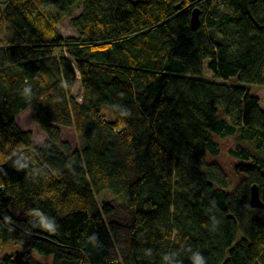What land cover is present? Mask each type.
<instances>
[{
    "label": "trees",
    "instance_id": "obj_1",
    "mask_svg": "<svg viewBox=\"0 0 264 264\" xmlns=\"http://www.w3.org/2000/svg\"><path fill=\"white\" fill-rule=\"evenodd\" d=\"M246 86L264 90V0L0 1V264H264V111ZM28 108L40 146L16 124ZM228 138L230 174L213 160Z\"/></svg>",
    "mask_w": 264,
    "mask_h": 264
},
{
    "label": "rangeland",
    "instance_id": "obj_2",
    "mask_svg": "<svg viewBox=\"0 0 264 264\" xmlns=\"http://www.w3.org/2000/svg\"><path fill=\"white\" fill-rule=\"evenodd\" d=\"M0 1H3V0H0ZM219 7L222 10L224 9V6L219 5ZM80 13H81V8H78L74 12V16H77ZM57 28L63 37H75L76 36L75 32L73 31V29L70 26V22L68 19H65L61 23H59ZM204 71H205V79L206 80L212 81V82H217V83H224L222 81L213 79L211 73L207 70V63L204 66ZM246 88L248 89L249 93L252 96H254L258 99L260 108L264 111V90L253 87V86H246ZM75 95L78 97V100L80 101V92H78L77 87L75 90ZM106 112H107V110H106ZM31 116H32L31 111H25V112L21 113V115H19V117L17 118V122H18L20 129L24 130L25 132L31 133L35 145L40 146L46 140V137L42 133L40 128L32 121ZM60 133H61L62 140L67 142L73 150L75 149L76 145H78V144H81L83 146V139L81 138V136H79V135L76 136L72 131L65 130V129H60ZM218 143L220 145V155L218 158L213 159V160L215 162H217L221 166V168L224 169V171L226 173L230 174L232 171L233 160L229 157L228 151L230 149L234 148V146H235L234 141L232 139H229V138L228 139H218ZM233 182H234V180H232V183ZM109 197H112V195L106 191H103L98 196V202L100 203ZM10 211L14 215L17 216L18 209L15 208L14 205L10 206ZM21 250L22 249L20 247L11 248L10 246H7L4 249V252H6V253H8V252L10 253L12 251L19 252ZM35 256L42 262H48V261L50 262L51 261L50 257H42L36 253H35Z\"/></svg>",
    "mask_w": 264,
    "mask_h": 264
},
{
    "label": "clouds",
    "instance_id": "obj_3",
    "mask_svg": "<svg viewBox=\"0 0 264 264\" xmlns=\"http://www.w3.org/2000/svg\"><path fill=\"white\" fill-rule=\"evenodd\" d=\"M31 89L30 88H25L24 89V93L25 94H30ZM131 115V112L129 109H127L124 113L123 116L124 117H129ZM34 217H35V221H34V227H39L44 231L50 232V233H54L56 232L58 225L56 223V221L45 215L43 212H40L38 210H34ZM90 240H95L96 237L93 235L92 237L89 238ZM191 261L192 264H206V260L205 258H202L199 252H196V254H194L193 257H191Z\"/></svg>",
    "mask_w": 264,
    "mask_h": 264
},
{
    "label": "water",
    "instance_id": "obj_4",
    "mask_svg": "<svg viewBox=\"0 0 264 264\" xmlns=\"http://www.w3.org/2000/svg\"><path fill=\"white\" fill-rule=\"evenodd\" d=\"M201 26L200 13L197 9H194L191 14V27L194 31H197ZM249 204L252 209H263L264 204L260 200L257 187L254 185L251 188Z\"/></svg>",
    "mask_w": 264,
    "mask_h": 264
},
{
    "label": "crops",
    "instance_id": "obj_5",
    "mask_svg": "<svg viewBox=\"0 0 264 264\" xmlns=\"http://www.w3.org/2000/svg\"><path fill=\"white\" fill-rule=\"evenodd\" d=\"M26 111H31V108H28ZM20 115H21V114H20ZM18 117H19V116H17L16 119H15L17 125H18V122H17V118H18ZM18 127H19V125H18ZM19 128H20V127H19ZM21 130H22V129H21ZM22 131H24V130H22Z\"/></svg>",
    "mask_w": 264,
    "mask_h": 264
}]
</instances>
